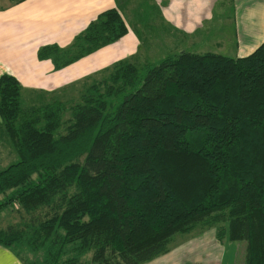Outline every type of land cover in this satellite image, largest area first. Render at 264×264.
I'll return each mask as SVG.
<instances>
[{
	"label": "trees",
	"instance_id": "trees-1",
	"mask_svg": "<svg viewBox=\"0 0 264 264\" xmlns=\"http://www.w3.org/2000/svg\"><path fill=\"white\" fill-rule=\"evenodd\" d=\"M127 32L112 7L39 57L60 69ZM82 86L24 103L0 76V139L18 155L0 169V211L21 214L0 245L25 264H142L216 227L264 264V41L245 56L123 59Z\"/></svg>",
	"mask_w": 264,
	"mask_h": 264
},
{
	"label": "crops",
	"instance_id": "crops-1",
	"mask_svg": "<svg viewBox=\"0 0 264 264\" xmlns=\"http://www.w3.org/2000/svg\"><path fill=\"white\" fill-rule=\"evenodd\" d=\"M232 3L238 37L236 56H245L264 41V0H232ZM225 5V0H0V76L15 75L28 101L42 99L45 94L96 76L117 61L144 62L140 50L144 45H153L151 39L143 41L152 35L156 19L153 14L164 22L171 39L177 34L190 36L196 25L212 20L216 9ZM140 6L144 7L143 12L135 15ZM112 7L121 8L128 26V32L119 40L60 69L52 59L39 57L43 46L71 44L102 11ZM1 123L0 118V127ZM0 142L9 145L1 139ZM12 150L10 155L14 157ZM207 230L188 233L192 235L183 241V247L170 248L142 264H239L240 243L227 238L220 240L217 233ZM0 264L25 262L16 248L0 245Z\"/></svg>",
	"mask_w": 264,
	"mask_h": 264
},
{
	"label": "rangeland",
	"instance_id": "rangeland-1",
	"mask_svg": "<svg viewBox=\"0 0 264 264\" xmlns=\"http://www.w3.org/2000/svg\"><path fill=\"white\" fill-rule=\"evenodd\" d=\"M4 1V0H1ZM226 5L218 7L215 12V17L208 22L204 21L203 24L196 25L190 36H181L177 34L169 39L166 34L164 22L156 14L153 17L156 18L153 22V31L149 39H144L143 41L150 40L153 42L152 46L146 47L145 45L141 47L140 54L142 55L143 61H149L150 63H157L162 60L165 56L169 54H175L184 50L205 53L208 51L220 53L227 56H236V44L238 37L236 36V24H235V12L232 8V0H225ZM152 12H157L156 8H151ZM144 10L143 6H140L134 14H140ZM136 16L133 17L135 19ZM134 21V20H132ZM86 79V78H84ZM83 79V80H84ZM83 80L77 82L76 84L70 86L67 91L75 95H79L83 83ZM35 95V93H34ZM47 97L50 96L46 94ZM32 100V98H30ZM40 99H36L38 101ZM22 101L24 103H29L27 96L23 94ZM14 147L12 145H4L0 142V169L7 166L9 163L14 162L18 159V155L15 152V156L10 155L13 152ZM15 150V149H14ZM21 219V214L17 210L13 211H0V226L4 227L8 223L17 222ZM203 230L201 228H196L193 231ZM207 233H217L216 227L209 228ZM187 233H177L173 236L172 242L170 244L171 250H177L183 247V241L191 237V234ZM237 243V242H236ZM240 246V261L239 264H245V254H246V243L239 242ZM242 243V244H241ZM91 254L88 255V259Z\"/></svg>",
	"mask_w": 264,
	"mask_h": 264
}]
</instances>
